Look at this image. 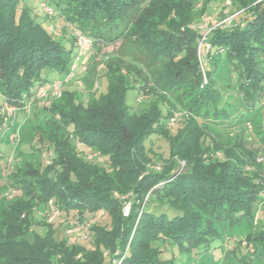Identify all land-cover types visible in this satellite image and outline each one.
<instances>
[{"label":"trees","instance_id":"16d2710c","mask_svg":"<svg viewBox=\"0 0 264 264\" xmlns=\"http://www.w3.org/2000/svg\"><path fill=\"white\" fill-rule=\"evenodd\" d=\"M209 2L0 0L1 105L23 114L32 110L33 131L44 133L53 125L57 130L48 142L56 155L47 169L40 172L39 163L23 161L6 182L19 195L0 221V264H102L106 249L109 260L116 256L121 264L213 262V250L230 240L221 228L241 222L253 231L246 247L232 250L237 262L264 264V222L254 223L264 191L258 150L246 147L244 139L228 147L209 135L252 127L264 116V0H230L220 12L230 22L199 44L202 14L196 12ZM54 19L67 24L60 34L53 30ZM77 35L90 42L83 61L95 47L113 46L110 54L104 52L100 86L95 83L87 104L75 103L73 92L64 90L78 71L59 98L51 91L70 73L79 52ZM218 63L231 69L222 81ZM131 89L147 95L138 113L125 101ZM232 91L244 105L240 111L231 106ZM177 113L184 116L170 125L171 134L168 120ZM3 125L0 116V143ZM261 128L264 143V123ZM152 135L168 143L167 159L152 155L161 160L158 170L148 168L145 142ZM8 137L16 142L19 133ZM76 146L104 156L105 167L85 162ZM122 198L130 202L127 216ZM52 199L67 218L83 217L86 245L55 240L59 220L47 232L32 230L44 224L33 218L34 209ZM98 211L110 217L109 227L91 217Z\"/></svg>","mask_w":264,"mask_h":264},{"label":"rangeland","instance_id":"374dc122","mask_svg":"<svg viewBox=\"0 0 264 264\" xmlns=\"http://www.w3.org/2000/svg\"><path fill=\"white\" fill-rule=\"evenodd\" d=\"M225 0H210L209 4L207 5L205 11L200 12L199 9H201L202 5H199L198 11L196 12V15L199 17L201 14V22L198 24L200 26L199 30L201 32V38H199V44L205 42V37L210 33L211 30H214L216 27H222L224 26V23H227L230 20V17H223L221 16V13L223 11ZM39 19L41 25L44 26L43 20ZM208 19L207 24L205 23V20ZM227 21V22H226ZM66 22L62 20H56L54 19L52 21V27L50 28L53 30H56L57 28L58 33L60 34L61 30L60 28L64 27ZM49 29V32L53 34V31ZM62 46H67L66 42H61ZM113 50V46H97L94 48L93 51L89 53V55L86 56L85 61H83L82 65L80 66L78 70V75L74 78L72 82L67 84V86L64 87V90H68L73 92L72 98H75V103H83L87 104L89 100V94L92 90L96 88V82L100 86L99 79L101 78L104 70H105V53L106 55L110 54ZM73 51L76 52L77 48H73ZM218 67V76L219 80L220 78H228L231 69L226 64H217ZM222 81V80H221ZM137 92L134 90H129L126 92L125 101L126 104L129 106L130 111L133 113H138L140 109L144 107L143 104H141V99L147 101V95L146 96H137ZM231 106H235L237 110L243 109V104L240 99H238V94L235 91H232L231 94ZM234 100V101H233ZM230 100H227L229 102ZM3 103V99L0 97V116L2 118L3 127L1 128L2 132L4 130V142L0 143V221L3 218V214L6 210H8V204L11 199L15 198V196H18L19 194H16V190L9 187V185L6 184V182H10V177L13 175L15 170L20 166V164L24 162L30 161L33 164H41L37 165L39 166V171L43 172L47 169V167L51 164V160L55 158V152H53L52 145L48 142L52 139V135L55 133L56 128L53 126L47 127L46 132H41L40 130L33 131L34 121L30 116H32L30 111L29 114H23L21 111H15L12 108H9L6 105H1ZM22 113V114H21ZM180 113L184 114L187 113L186 111H180ZM29 115V116H28ZM263 112L257 117V120L254 122L252 127H246L245 129H236L232 131H226L223 129L210 131L209 135L213 137H219L220 142H222L225 146H232V144L235 142L236 139H244L245 143L247 144L246 147L253 148L254 150H258L257 158H262L261 164L263 166L264 170V143L260 141V136L262 135V125H263ZM184 115L176 114L175 118L171 121V119L168 120L169 127V133L174 134L175 132L171 129V124L176 123L183 119ZM251 114L248 116L250 119ZM182 118V119H180ZM31 119V120H30ZM197 122L201 123L202 121L197 118ZM55 124H57V121H55ZM60 126V125H59ZM16 130L19 133V140L16 142H11L8 137V134H12L13 131ZM63 131L58 130L57 134H61ZM255 132H259L257 135H255ZM38 133L40 135L41 141L38 140ZM1 135V133H0ZM36 135L35 137H33ZM242 136V137H241ZM7 139L9 140V143L7 142ZM20 141V142H19ZM152 142V143H151ZM146 146L150 148L149 151H151V166H148L150 169L158 170L161 165V160L158 159L155 154L162 155L161 158L167 159L168 158V143L166 139H163L161 137H158L156 135L149 136V138L145 142ZM76 153L77 156H79L81 159H83L85 162L90 163H97L101 167H105L104 165V156H100L99 154H96L95 151L92 152V150L86 149L84 147H77L76 146ZM256 158V159H257ZM257 162V160H255ZM178 164L183 167L185 165V161L182 160H176ZM258 162V163H260ZM55 167V166H54ZM53 167V168H54ZM140 179V178H139ZM138 179V180H139ZM264 179V175H263ZM129 193V192H128ZM148 195V194H147ZM147 195L145 196V199L147 198ZM115 198H119L117 194L114 195ZM9 200V201H8ZM50 202V203H49ZM48 202V205H38L34 209L33 212V218L40 222L44 223L43 225H35L32 230H34L36 233H44L47 232L49 229V225L51 227H55L57 225V221H61V227L54 228L56 229L55 233V240H63L70 243H76L81 245H86L88 243L87 233H88V225L85 224L84 219L82 216H76L75 218H72V216H68V218L64 215L63 211L58 208L56 205L55 207V201L52 199ZM122 214L123 216H127L129 214L130 210V202L126 201L122 198ZM143 206V203L140 206L139 213L141 211V208ZM62 216V217H61ZM66 217V218H65ZM95 220H99V223H102V225H105L106 227H109L110 225V217L107 214H104L102 211L95 212L93 216H91ZM77 218V219H76ZM79 219V221H78ZM1 228V227H0ZM71 229V231H69ZM220 229V228H219ZM253 231V226L250 225V223L247 222H241L238 225H235L233 227H224L221 228L220 232H222L223 235H227L230 237L229 241H224L221 249L216 248L213 250V262L207 261V260H197L188 259L186 260L185 264H239L237 262V259L235 258L234 252L232 250H235V252L239 251L240 249L246 247L245 244L248 243V240L250 239V233ZM216 244V243H215ZM107 252L109 254V250L103 251V261L102 264H121L120 259L112 258L111 261L109 260V255L104 254V252ZM212 253V252H211ZM117 252H115V255ZM125 254H128V244L123 252L120 251L119 255L120 258H124ZM122 256V257H121ZM115 261V262H114ZM120 261V262H119Z\"/></svg>","mask_w":264,"mask_h":264},{"label":"built area","instance_id":"2783aa9c","mask_svg":"<svg viewBox=\"0 0 264 264\" xmlns=\"http://www.w3.org/2000/svg\"><path fill=\"white\" fill-rule=\"evenodd\" d=\"M260 1H262V0H257V2H260ZM230 4H231L230 0H225L224 7L226 10L230 7ZM44 12L48 15L51 14L50 10L47 8H45ZM230 20H231V17H230ZM230 20L228 22L227 21L226 22L229 23ZM76 43L79 46V52H78L77 57L75 58L74 64H72V66H71V70H70L69 75L63 81H56L52 84V88H51L52 96L55 98H59L61 96L63 84H66L72 78H74L75 74L79 70L77 62L83 61L82 56L84 55L85 51L87 49H89V45H90L89 39H87L84 36L77 35V42ZM42 96H44V95H42ZM260 161H262V158H257V162H260ZM260 198H261L260 207L256 211L255 217H254V223L255 224L259 221L264 222V191H262Z\"/></svg>","mask_w":264,"mask_h":264}]
</instances>
